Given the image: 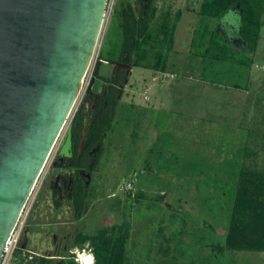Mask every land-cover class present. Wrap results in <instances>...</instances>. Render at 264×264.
<instances>
[{
  "label": "rangeland",
  "instance_id": "1",
  "mask_svg": "<svg viewBox=\"0 0 264 264\" xmlns=\"http://www.w3.org/2000/svg\"><path fill=\"white\" fill-rule=\"evenodd\" d=\"M208 1L155 0L156 20L133 59L123 49V10L132 6L141 20V0L108 1L82 94L22 216L27 247L49 253L51 236L40 240L39 228L61 220L71 255L87 247L94 264L96 251L122 244L124 264H264V252L227 247L242 173L264 175V40L254 55L225 60L219 28L234 49L248 47L241 12L211 18L202 9ZM106 90L117 103L83 220L67 208L40 209L67 128ZM28 257L15 264H32Z\"/></svg>",
  "mask_w": 264,
  "mask_h": 264
},
{
  "label": "water",
  "instance_id": "2",
  "mask_svg": "<svg viewBox=\"0 0 264 264\" xmlns=\"http://www.w3.org/2000/svg\"><path fill=\"white\" fill-rule=\"evenodd\" d=\"M108 1L0 0V261L82 94Z\"/></svg>",
  "mask_w": 264,
  "mask_h": 264
},
{
  "label": "trees",
  "instance_id": "3",
  "mask_svg": "<svg viewBox=\"0 0 264 264\" xmlns=\"http://www.w3.org/2000/svg\"><path fill=\"white\" fill-rule=\"evenodd\" d=\"M232 7H238L241 12V37L248 43L249 50L241 54L251 56L256 51L260 40L262 28V15L264 12V0H210L203 5V12L211 18L223 17ZM155 4L151 6L149 15L144 21L136 20L135 10L132 6L123 10V49L129 52L133 59L141 50L142 40L149 33L151 21L154 19ZM225 60H237L230 45L226 44ZM136 65L131 63V68ZM116 95H113L116 107ZM78 113V119L81 118ZM113 116L111 114L104 122H98L100 129H94L90 135V141H104L112 128ZM95 128V127H94ZM239 195L236 199L235 213L230 232L227 235V247L233 250H245L264 252V175L258 173H242L239 181ZM78 202V200H77ZM78 207V203L76 204ZM84 205V204H83ZM84 207L77 208V219L84 214ZM116 247V246H115ZM122 244V248H123ZM117 247L108 249L109 252L101 254L97 252L98 264H124L123 250ZM23 251L20 252L22 256ZM52 260L35 257L33 264H51ZM59 264H74L70 259L62 260Z\"/></svg>",
  "mask_w": 264,
  "mask_h": 264
},
{
  "label": "flooded vegetation",
  "instance_id": "4",
  "mask_svg": "<svg viewBox=\"0 0 264 264\" xmlns=\"http://www.w3.org/2000/svg\"><path fill=\"white\" fill-rule=\"evenodd\" d=\"M153 3L155 4V0H141L143 7L141 10V15L144 17H141V22L144 21L146 17H148L149 10ZM123 64L126 65V63ZM130 65L131 63L127 64L128 68H131ZM127 74V70L121 72V78H119L121 82L128 80ZM113 94V92L109 94L108 90H106L99 96H96L95 102L91 105V109L89 110L88 114L85 115L83 110L81 111L82 116L80 120L78 119L77 111L74 120L65 132L59 155L55 161V164L53 165V170L55 172L52 175L50 174L49 178L46 180V190H44L45 194H42L43 198H41L42 202L39 206L40 209L43 208V206L45 207L46 204L48 212L55 210L56 212L60 213L59 215H61L67 208L69 212L73 213L76 221L81 222L83 220L87 211L93 175L95 174L102 160L103 145L106 140L105 139L102 142L97 141L92 144L89 137L94 129L98 130L101 128L98 125V122H104L109 114L113 116V107H115ZM91 113H93L92 117H94L92 124L90 123ZM81 122H85V125H82ZM69 136L70 144L69 146H66L68 145ZM65 147L67 153L63 152ZM66 203L70 206H65ZM77 203L78 207L76 205ZM36 206L35 209H37ZM82 206H85L84 214L81 218L77 219V208L79 209ZM35 211L38 213V210ZM44 226H40L39 228V239H43L40 238V235L49 234L52 239V248L48 253V250H43V248L40 247H38L36 250V247L31 245V250H27V254L29 256L28 263L31 262L33 264L35 257L52 260L51 264H59L62 260L66 261L70 258L71 260H74L75 257H73L71 254L74 253L75 250L73 248L75 246L73 242L74 239L72 240V233L68 232L69 222L55 220ZM50 228H52L53 232L48 231ZM29 230L30 228L25 230L26 234L29 232ZM44 240H46L45 236ZM25 244L24 238L22 237L20 244L21 249H24ZM35 252H42L44 254L47 253L48 256L37 255ZM58 254H60L59 257H57Z\"/></svg>",
  "mask_w": 264,
  "mask_h": 264
},
{
  "label": "built area",
  "instance_id": "5",
  "mask_svg": "<svg viewBox=\"0 0 264 264\" xmlns=\"http://www.w3.org/2000/svg\"><path fill=\"white\" fill-rule=\"evenodd\" d=\"M25 210H26V208H25ZM25 210H24V212H25ZM24 212H23V215H24ZM24 225H25V222L22 220V217H21L17 227L15 228V230H14V232H13V234L9 240V243L6 247V250H5V252L1 258L0 264H15L16 260L19 259L18 257L21 256L19 254L22 250L20 247V244H21V240H22ZM85 248H87V247H85ZM23 251H26V250H23ZM22 255H24V253ZM76 256H77V254H76ZM74 260H76V258H74Z\"/></svg>",
  "mask_w": 264,
  "mask_h": 264
},
{
  "label": "crops",
  "instance_id": "6",
  "mask_svg": "<svg viewBox=\"0 0 264 264\" xmlns=\"http://www.w3.org/2000/svg\"><path fill=\"white\" fill-rule=\"evenodd\" d=\"M226 15H227V13L223 16V17H221V19L223 20V19H225V17H226ZM263 18H264V12H263V15H262V24H264V21H263ZM220 19V20H221ZM227 19V18H226ZM156 19H154V21H155ZM228 20V19H227ZM264 26H262V28H261V36H260V40H259V42H258V46H257V49H256V51L255 52H253V54L252 55H254L257 51H258V47L260 46V44L263 42V40H264V35H263V31H264V28H263ZM218 30H221L220 32L222 33V38H223V36H224V41H222V42H224L225 44L224 45H226V44H228V45H230V47L232 48V50H233V52H234V54L235 55H239V54H241V53H244L245 51H248L249 50V46L247 47V48H245V47H243L241 50H239V49H234L233 48V46L229 43V40H228V35L226 34V32L224 31H222V29L221 28H219ZM240 63H244V62H240ZM85 249H88V248H85ZM22 250H26V251H23V253H24V255H27L28 256V254L26 253L27 252V250H31L29 247H27V244H25L24 245V249H22ZM35 254H37V255H41V256H43L42 254H39V252H35ZM20 255V254H19ZM21 258H19V260H20Z\"/></svg>",
  "mask_w": 264,
  "mask_h": 264
},
{
  "label": "bare ground",
  "instance_id": "7",
  "mask_svg": "<svg viewBox=\"0 0 264 264\" xmlns=\"http://www.w3.org/2000/svg\"><path fill=\"white\" fill-rule=\"evenodd\" d=\"M77 256L75 257L78 264H94L95 256L88 249H81L80 251L76 250Z\"/></svg>",
  "mask_w": 264,
  "mask_h": 264
}]
</instances>
